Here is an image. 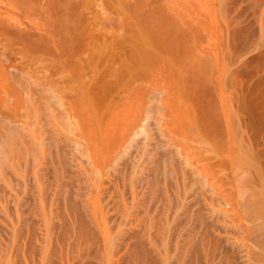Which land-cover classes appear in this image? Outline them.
Listing matches in <instances>:
<instances>
[{
    "label": "bare ground",
    "instance_id": "6f19581e",
    "mask_svg": "<svg viewBox=\"0 0 264 264\" xmlns=\"http://www.w3.org/2000/svg\"><path fill=\"white\" fill-rule=\"evenodd\" d=\"M41 1L0 2V264H264V0Z\"/></svg>",
    "mask_w": 264,
    "mask_h": 264
},
{
    "label": "rangeland",
    "instance_id": "374dc122",
    "mask_svg": "<svg viewBox=\"0 0 264 264\" xmlns=\"http://www.w3.org/2000/svg\"><path fill=\"white\" fill-rule=\"evenodd\" d=\"M32 1L35 2L34 0H32ZM0 2H1V3H5V6H4L3 4L0 3V6H1V5H2L1 7L4 6V7H5V10L8 8V6H9V8H10V5L12 4V2H11V4H8V2H9L8 0H7V1H6V0H3V1L0 0ZM39 2H41V3H40L41 6L39 5V3L36 5V3H37V1H36L35 3H33V4L31 5V6L34 5L33 7H31L30 5H27V7H25V5H24V8H23V6H21L22 4H21V5L18 4L19 6H17V4H14L13 6H11L12 11H14V15L12 14V16L15 17V15H16V18H19V19H17V20H19L20 22L29 23V24H30V23H33V22H34V21H33L34 19H32V18H35V22L37 23V21H36V16H35V15L39 16V15H42L43 13L48 12V11L44 12V11L46 10L45 8H47V7H46V6H42V3H43V2H42L41 0H40ZM9 3H10V2H9ZM6 4H7L8 6H6ZM46 4H47V3H46ZM46 4L43 3V5H46ZM28 6L30 7V9H29ZM35 6H39V7H38V8H39V13L41 12L42 14H39V13H38L39 15L36 14V13L33 14V13H34L33 11L36 12V11L38 10V9L36 10V7H35ZM6 7H7V8H6ZM14 7H15V8H14ZM21 7H22V8H21ZM42 7H44V8L42 9V11H40V10H41L40 8H42ZM105 7H107V6L105 5ZM11 8H10V11L7 9V10L10 12V13H9L10 15H11V13H13V12H11ZM25 8H26V9H25ZM33 8H34L35 10H34ZM1 9H2V8H0V11H1ZM14 9H15V10H14ZM18 9H20L21 11L18 10ZM23 9H24L26 12H28V11H27L28 9H29V11L32 12V13H31V12H30V13L28 12V13H29V16H28V17H30V14H31V16H32V18L30 17L31 19L28 18V17L26 16V15H28V13H27V14H24L25 11H24ZM32 9H33V10H32ZM7 10H6V11H7ZM106 10H107V9H106ZM106 10H104V11L106 12ZM3 11H4V9H2L1 12L3 13ZM19 11H20V12H19ZM4 12H5V11H4ZM22 12H23V13H22ZM26 12H25V13H26ZM2 13H1V14H2ZM32 14H33V15H32ZM3 15H4V17H5V13H4ZM3 15H2V16H3ZM7 15H8V12H7ZM24 15H25L26 17H25ZM43 15H44V14H43ZM2 16H1V17H2ZM12 16H10V17H12ZM1 17H0V18H1ZM22 17H23V19H22ZM9 19H10V18H9ZM27 19H28L29 21H28ZM31 20H32L33 22H32ZM37 20H39V17H37ZM27 21H28V22H27ZM30 21H31V22H30ZM107 25H109V24H107ZM107 25L101 27V28H100V32H101V29L104 28V27H106ZM108 27H109V26H108ZM108 27H107V28H108ZM108 30L111 31L110 27H109ZM108 30H106V31H108ZM102 31L106 32L105 29H102ZM106 33H107V32H106ZM108 33H109V32H108ZM0 41H2V40H0ZM3 42H4V41H3ZM1 43H2V42H1ZM2 44H3V43H2ZM0 45H1V44H0ZM3 45H5V42H4ZM3 45H2V46H3ZM0 47H1V46H0ZM4 49H6L7 52H11V50H14V49H11V50H10V49H8V48H3V49L1 48L0 51H1V50L3 51ZM9 50H10V51H9ZM6 51H5V52H6ZM3 52H4V51H3ZM7 52H6V53H7ZM13 52H15V51H13Z\"/></svg>",
    "mask_w": 264,
    "mask_h": 264
}]
</instances>
